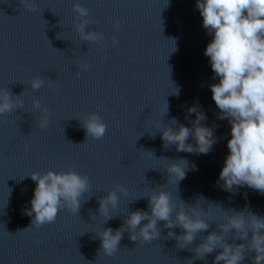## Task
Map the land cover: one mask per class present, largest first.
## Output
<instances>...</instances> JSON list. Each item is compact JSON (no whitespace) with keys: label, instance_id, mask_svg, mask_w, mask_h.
I'll list each match as a JSON object with an SVG mask.
<instances>
[{"label":"water","instance_id":"1","mask_svg":"<svg viewBox=\"0 0 264 264\" xmlns=\"http://www.w3.org/2000/svg\"><path fill=\"white\" fill-rule=\"evenodd\" d=\"M195 2L33 0L35 7L28 10L20 0H0V89L23 100L22 107L0 116V264H212L219 250L195 259L194 249L209 233L219 234L222 221L214 210L207 231L187 248L167 235L181 230L161 221L158 239L132 241L125 231L113 255L103 254L97 233L121 227L131 211H147V197H138L153 191H167L174 203L188 205L202 195L204 211L212 203L223 211L264 216V195L246 187L230 194L214 184L230 126L216 119L209 86L218 81L203 55L211 37ZM74 3L88 10L85 30L100 33L103 41L80 37ZM34 78L44 81L37 90L30 87ZM176 87L178 97L171 94ZM33 100L47 109L45 128L38 125L42 113ZM165 101L169 111L162 117ZM193 105L206 114L203 124L216 126L218 142L207 155L165 148L156 127L167 126L172 117L191 127L195 115L188 120L184 115ZM90 113L106 125L100 139L85 136L82 118ZM180 158L195 162L198 170L188 171L176 190L167 184L166 166ZM69 169L90 185L77 213L62 209L53 222L32 226L22 211L35 187L28 176ZM117 185L128 194L117 193V207L105 222L98 202ZM226 239L233 242L231 233ZM253 255L243 264H251Z\"/></svg>","mask_w":264,"mask_h":264},{"label":"clouds","instance_id":"2","mask_svg":"<svg viewBox=\"0 0 264 264\" xmlns=\"http://www.w3.org/2000/svg\"><path fill=\"white\" fill-rule=\"evenodd\" d=\"M20 3L28 10L35 7L33 0H20ZM195 7L202 18V27L211 37L203 55L208 58L213 79L218 81L209 86L211 99L218 109L216 119L226 120L230 126L227 154L214 184L230 194L246 187L264 195V0H196ZM73 11L79 20L75 29L80 37L88 42L103 41L100 33L85 30L89 23L84 19L88 10L74 3ZM112 43L115 44L116 40L113 39ZM79 66L85 70L88 67L86 64ZM43 83L42 79L34 78L30 87L37 90ZM179 92L176 87L171 94L178 97ZM22 106L23 100L19 96L13 98L8 90L0 89V116ZM32 107L42 113L38 125L45 128L47 109L41 108L36 100L32 101ZM168 111L165 101L162 117ZM193 114L195 119L190 121L191 127L179 124L176 117H172L167 126L156 125L165 148L174 145L177 152L195 155H207L212 150L218 142L214 134L216 126L202 123L207 116L197 105L187 108L184 119L188 120ZM82 126L85 136L93 139L102 138L106 131L105 123L96 113L83 117ZM197 170L195 162L189 164L184 158L172 161L166 166L167 184L174 183L177 190L187 172ZM28 177L35 187L22 211L31 217L32 226L53 222L62 209L76 214L81 197L90 188L88 178L71 169L49 170L44 174L33 172ZM117 193L128 194L123 186L117 185L98 202L99 214L105 222L112 218L117 207ZM142 197H147V211H131L121 227L115 230L105 228L97 233L104 255H113L125 231L132 241L139 239L148 243L158 239L157 225L161 221L167 229L181 230L179 235L172 231L167 235L176 240L179 248H187L198 233L207 231V219L214 210L222 221L218 224L219 234L211 232L206 235L195 247L194 258L203 259L219 250L212 264H243L249 253H254L251 264H264V216L251 211H223L219 204L214 207L212 203L204 211L200 206L204 200L202 195L193 205L183 201L174 203L169 192L163 190L141 194L138 198ZM229 233L232 243L226 239Z\"/></svg>","mask_w":264,"mask_h":264}]
</instances>
